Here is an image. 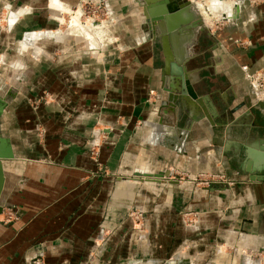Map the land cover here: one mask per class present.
<instances>
[{
  "label": "crops",
  "instance_id": "1",
  "mask_svg": "<svg viewBox=\"0 0 264 264\" xmlns=\"http://www.w3.org/2000/svg\"><path fill=\"white\" fill-rule=\"evenodd\" d=\"M81 1L0 0V92L10 98L0 133L15 153L4 164L0 264H252L248 254L264 250V169L248 164L264 146V112L247 75L264 70V3L243 6L215 33L212 73L191 76L213 80L200 93L209 100L188 122L180 103L167 102L164 57L145 37L141 10L110 0L119 23L110 43L92 42L60 29L62 10ZM236 32L245 49L230 40ZM96 125L103 168L88 152ZM168 171L225 173L236 184L116 177ZM131 207L146 210L147 231L128 219ZM8 208L17 215L5 223ZM189 211L198 213L193 229L183 222Z\"/></svg>",
  "mask_w": 264,
  "mask_h": 264
},
{
  "label": "water",
  "instance_id": "2",
  "mask_svg": "<svg viewBox=\"0 0 264 264\" xmlns=\"http://www.w3.org/2000/svg\"><path fill=\"white\" fill-rule=\"evenodd\" d=\"M142 7L145 22L142 26L146 39L157 43L164 57L165 67L162 71L163 91L167 94V102L182 106L188 122L199 119V107H204L209 96L200 97L196 83L191 81L192 72L187 66L195 56L194 49L201 33L213 36L194 4L189 0H134ZM241 5L236 2L232 9V20L237 22L240 18ZM226 16H223V20ZM211 88V87H206ZM209 94V93H208ZM10 103V98H0V119ZM259 110L264 112V103L258 102ZM239 109L233 108L228 112L232 121ZM202 117V116H201ZM208 120L210 119L207 116ZM230 129L228 130V136ZM264 145V142L262 143ZM251 162L248 169L256 171L264 169V146L259 151H250ZM15 153L10 139L0 133V215L4 210L3 193L5 190V168L8 160H13ZM171 171L161 175L135 173L134 176L141 178H169Z\"/></svg>",
  "mask_w": 264,
  "mask_h": 264
},
{
  "label": "rangeland",
  "instance_id": "3",
  "mask_svg": "<svg viewBox=\"0 0 264 264\" xmlns=\"http://www.w3.org/2000/svg\"><path fill=\"white\" fill-rule=\"evenodd\" d=\"M133 1L134 0H123L122 4H124L126 7L135 6L137 10H141V13H138V17H140L139 21H141L142 26H143V24L145 22V17L143 15L142 7L139 6L138 4H136L135 1L134 2ZM189 1L195 5V7L197 8L198 12L200 13V15L204 21L206 27L208 26L207 30L210 33H212V35H213L212 37L215 39H216V35H215L216 32H220L221 30L222 31L225 30L226 27L228 26V24L233 22V20H230V21L224 20L223 21L222 18L217 17L218 12H220L224 8L225 3L226 4L228 2L230 3L228 11L226 13V15L228 16V18H227L228 20H229V18H232L230 8L233 7L234 3L238 2V1L240 2L241 8L245 5H249L251 8L252 7L257 8L264 3V0H189ZM87 2H89V1L83 0L76 7H73L70 10L69 9L62 10V13L59 17L60 23H61L60 29L62 31V34L70 33L68 30L70 28V30L72 31L70 34H71V37H73V38H76L79 40L80 39H83V40L87 39L89 41L96 42L100 37L103 39L102 42L105 40L106 43H110V42L106 41L111 37V36L109 37L107 34H110L109 31H111L112 27L116 23L117 24L119 23L117 15L115 13V8L113 7L114 5L111 4L110 0H95V1H91V3H87ZM222 2H225V3H222ZM80 8L85 10L84 17L82 18L81 21L85 22L86 26L90 27V25H89L90 23L96 27L97 26H103L105 28L102 30H105V31L95 33V32L88 30V28L83 27L84 24H81L80 19L78 18L79 13L80 14L82 13L80 11ZM69 12H73V13L69 14ZM7 16L8 15H0V28L7 27L6 26L7 21L5 20V18ZM205 16L208 17L207 22L204 19ZM224 23H225V25H224ZM222 25H224V26H222ZM72 28H74V29H72ZM2 29H4V28H2ZM102 34H103V36H105V35L106 36L103 37V36H101ZM91 36L94 38H91ZM231 38L237 39L239 41L237 44L235 43V45L238 48L245 49L246 47H248L246 40L239 37V34L237 32L234 33V35H232L230 37V39ZM111 43H113V42H111ZM5 63H6L5 61L0 60V67L4 68ZM188 66H189V64H188ZM252 73L260 74V73H264V70L263 71H261V70L260 71H254ZM2 84H0V85L4 86V84L3 85ZM0 98H3L1 92H0ZM258 101H260V100H258ZM122 121H123V119L119 118L117 124L120 126H124L123 124H121ZM112 128L115 129V127H111V129ZM99 129H102V128L99 125H96L94 133L95 134L98 132L99 133H98L97 138L95 139L96 141L95 140L94 141L98 142V144L95 147H92L91 146L92 142H93L92 141L88 147V152L90 153L91 158L97 164V166L99 168H103V164L100 162V152H101V148H102V146L106 140V136L104 134H101ZM116 177L119 178V180H125V181L128 180L131 183L134 181V178H136V176H134V174H132L130 172L117 175ZM160 180H164V181L172 180V181L178 182L180 184H189L190 186H192L195 189H209L213 186L219 187L222 185H224L225 187L226 186L229 187L228 184H230V183H232V186H234L236 184V182L233 181L231 179V177L225 173H203V172L189 173V172L174 171L172 173L171 177H169V178L162 177V178H160ZM213 183H214V185H213ZM14 210L15 209H13V208H8L6 210L7 216L4 219L5 223H8V222H10L16 218L17 212ZM127 216H128V219L132 222L135 229H139L141 231H147L148 230L147 229L148 223H147L146 210L144 208L131 207L127 211ZM182 217H183L184 225L186 227H188L190 229H193L196 227V225L198 223L197 222L198 213L190 212V211L189 212H183ZM260 254H262V257L264 258V250H260ZM248 255H249L248 259L250 260V263H252V264H254V262H256L258 258H260L259 256H257V257L253 256V258L251 257L252 258L251 259L250 258L251 253ZM42 264H44L43 261H42ZM262 264H264V261L262 262Z\"/></svg>",
  "mask_w": 264,
  "mask_h": 264
},
{
  "label": "flooded vegetation",
  "instance_id": "4",
  "mask_svg": "<svg viewBox=\"0 0 264 264\" xmlns=\"http://www.w3.org/2000/svg\"><path fill=\"white\" fill-rule=\"evenodd\" d=\"M158 45V44H157ZM219 48L217 40L207 33H201L198 38V43L194 49L195 56L189 62L187 66L188 70L199 71L204 75H209L212 73L214 63L219 59L216 55ZM158 50L161 51L160 46L158 45ZM212 79L202 80L199 83H196V86L199 89V95L206 87H211L213 85ZM206 95H201L200 97H205Z\"/></svg>",
  "mask_w": 264,
  "mask_h": 264
},
{
  "label": "built area",
  "instance_id": "5",
  "mask_svg": "<svg viewBox=\"0 0 264 264\" xmlns=\"http://www.w3.org/2000/svg\"><path fill=\"white\" fill-rule=\"evenodd\" d=\"M87 3H91V1H89ZM82 11H83V14H85V10L82 9ZM224 25H225V23H224ZM224 25H222V26H224ZM230 40L234 41V43H236V44L239 42L237 39H232L231 38ZM247 77H248V82H249L250 86L256 92L257 99L260 100V102L264 103V73H260V74L248 73ZM97 136H98V134H97ZM95 141L92 142V145H91L92 147H95L98 144V142H95ZM213 185H214V183H213ZM228 185L232 186V183H230ZM253 256L254 257H257V256L260 257L258 259L256 258L257 259V261H256L257 264L258 263L262 264V262L264 261V258L262 257V254H260V251H251L250 258L251 257L253 258ZM30 264H42V261L41 260H35V261H32V263H30Z\"/></svg>",
  "mask_w": 264,
  "mask_h": 264
},
{
  "label": "bare ground",
  "instance_id": "6",
  "mask_svg": "<svg viewBox=\"0 0 264 264\" xmlns=\"http://www.w3.org/2000/svg\"><path fill=\"white\" fill-rule=\"evenodd\" d=\"M222 3H225V2H222ZM229 5H230V3L228 2L227 4L225 3V6H224V8L220 11V12H218V15H217V17L218 18H222L223 19V17L222 16H226V20L225 21H228V16L226 15V13H227V11H228V8H229ZM80 11L82 12L81 14L79 13V16H78V18L80 19V22H81V24H84L83 25V27H85V28H88V30H90V31H92V32H101L102 31V29H104L105 27H103V26H94L93 24H89L90 25V27H88V26H86V23L85 22H83V21H81L82 20V18L84 17V14H83V11L81 10V8H80ZM73 12H69V14H72ZM76 14V13H75ZM215 16V15H214ZM205 20H206V22H207V19H208V17L207 16H205V18H204ZM224 21V20H223ZM208 27V26H207ZM210 28V27H209ZM72 29H74V28H72ZM91 38H94V37H92L91 36Z\"/></svg>",
  "mask_w": 264,
  "mask_h": 264
}]
</instances>
